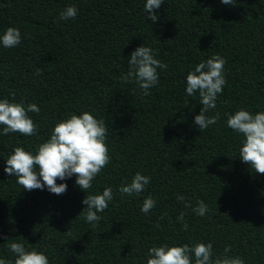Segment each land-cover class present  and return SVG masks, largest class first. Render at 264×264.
<instances>
[{"label": "trees", "instance_id": "16d2710c", "mask_svg": "<svg viewBox=\"0 0 264 264\" xmlns=\"http://www.w3.org/2000/svg\"><path fill=\"white\" fill-rule=\"evenodd\" d=\"M145 3L0 0V36L9 27L21 33L16 47L0 43V99L40 109L28 113L35 135L0 134V258L14 261L7 245L15 241L49 264H146L153 246L211 242L213 258L231 246L229 256L264 264V174L240 159L243 137L226 123L241 108L264 111V0H164L155 23ZM68 6L78 9L76 17L60 19ZM141 45L168 66L157 69L159 82L147 96L134 81H121ZM214 55L226 61V84L207 113L219 119L200 132L194 117L202 105L198 92L186 94V76ZM83 112L105 121L110 156L87 193L75 175L57 179L67 185L57 195L24 190L4 172L14 147L35 154L56 123ZM137 172L150 183L139 195H121L119 186ZM107 187L113 200L93 227L80 214L82 201ZM149 196L156 205L143 213ZM201 200L203 217L192 210ZM181 212L187 231L177 221Z\"/></svg>", "mask_w": 264, "mask_h": 264}, {"label": "clouds", "instance_id": "9594fccd", "mask_svg": "<svg viewBox=\"0 0 264 264\" xmlns=\"http://www.w3.org/2000/svg\"><path fill=\"white\" fill-rule=\"evenodd\" d=\"M164 0H146L144 11L149 13L148 19L155 23L159 17L156 9H159ZM225 5H234V0H221ZM78 9L68 6L59 14L63 20L74 19ZM0 43L5 48H13L21 43V33L18 28L9 27L0 36ZM226 61L219 55H214L206 61H201L193 71L186 76V94L194 96L199 93L202 105L198 115L194 117V123L203 132L209 126L216 124L219 114L209 116L210 109L216 108L218 94H222L226 80L224 78V65ZM128 71L121 77L123 83L135 82L142 90V94L149 95V89L159 82L157 69H167V64L155 58L151 47L141 45L137 47L128 58ZM41 75L40 71L35 73ZM40 109L35 103L28 104L9 102L8 99H0V125L3 132L0 134L18 132L25 136H33L37 133V125L28 116L29 112L39 113ZM227 126L243 139L239 148L240 159L250 166L255 173L264 174V111L255 114L241 108L234 114H229ZM107 127L105 121L97 119L89 112L81 115L71 114L67 119L56 123L51 130L50 138L38 145L35 154L26 151L23 147H14L12 154L6 160L4 172L16 177V182L24 190L45 189L51 193L60 195L66 192L65 183L57 184V179L64 181L76 176V185L87 193L92 188V182L103 168L110 162L109 150L106 144ZM151 178L137 172L131 182L125 181L119 186L121 195H139L150 183ZM113 200V190L107 187L102 194H86L82 203L86 207L83 214L86 222L93 227L102 219L97 213L104 212L109 202ZM177 200L184 202L185 208H190L191 203L183 195H178ZM156 205V201L147 197L143 201L141 211L148 213ZM195 214L203 217L208 212V206L204 201H198L192 209ZM79 214V215H80ZM166 215V213H165ZM163 219V216L161 217ZM177 221L188 230L185 222V213L181 212ZM160 227V225H157ZM15 259L0 258V264H49L48 257L35 249L26 250L23 242L12 241L7 245ZM231 246H226L224 254L213 258V246L209 242H194L191 246H168L163 244L149 248L146 264H245L239 256H229Z\"/></svg>", "mask_w": 264, "mask_h": 264}]
</instances>
